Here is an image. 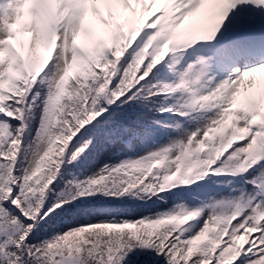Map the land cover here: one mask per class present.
Segmentation results:
<instances>
[{
    "label": "snow or ice",
    "instance_id": "6c2138e0",
    "mask_svg": "<svg viewBox=\"0 0 264 264\" xmlns=\"http://www.w3.org/2000/svg\"><path fill=\"white\" fill-rule=\"evenodd\" d=\"M0 264H264V0H0Z\"/></svg>",
    "mask_w": 264,
    "mask_h": 264
}]
</instances>
